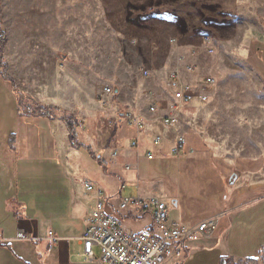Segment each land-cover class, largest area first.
Returning a JSON list of instances; mask_svg holds the SVG:
<instances>
[{
    "label": "crops",
    "instance_id": "crops-1",
    "mask_svg": "<svg viewBox=\"0 0 264 264\" xmlns=\"http://www.w3.org/2000/svg\"><path fill=\"white\" fill-rule=\"evenodd\" d=\"M4 25L8 41L2 56L13 82L0 73V264H97L84 260L80 241L97 201L95 192L85 191V182L105 195L108 214L125 227L139 226L130 228L134 231L151 228L153 219L119 209L125 189L160 198L169 205L170 221L187 228L215 219V231L183 243L180 258L170 264H262L264 159L200 152L199 135L182 119L180 127H165L161 118L172 104V92L149 108H136L117 81L114 95L102 106L106 80L90 81L75 69L80 67L68 65L58 73L59 61L67 62L68 56L57 52L52 29H43L46 24L32 30L20 26V34ZM180 76L184 82L190 79ZM38 107L72 115L80 124V143L90 151L73 147L60 112L40 116ZM128 110L148 119L143 133L125 123ZM181 136L186 147L174 155ZM157 137L161 142L154 144ZM134 140H139L137 148L131 147ZM101 184L116 186L118 192L109 194L111 189ZM20 232L26 239H18Z\"/></svg>",
    "mask_w": 264,
    "mask_h": 264
},
{
    "label": "rangeland",
    "instance_id": "rangeland-1",
    "mask_svg": "<svg viewBox=\"0 0 264 264\" xmlns=\"http://www.w3.org/2000/svg\"><path fill=\"white\" fill-rule=\"evenodd\" d=\"M39 22L68 56L59 59L58 73L68 65L90 81L103 77L104 87L118 81L136 108L168 98L174 71L194 87L212 78L209 101L184 107L181 117L199 135L200 152L264 159V0H0L5 46L4 23L20 34L18 27L37 29ZM17 45L16 35L13 58ZM138 197L137 189H125L122 199Z\"/></svg>",
    "mask_w": 264,
    "mask_h": 264
},
{
    "label": "built area",
    "instance_id": "built-area-1",
    "mask_svg": "<svg viewBox=\"0 0 264 264\" xmlns=\"http://www.w3.org/2000/svg\"><path fill=\"white\" fill-rule=\"evenodd\" d=\"M209 38L205 39V45L209 52H213ZM1 67V62H0ZM188 70L193 71L192 66ZM148 75V72H144ZM215 81L206 78L204 84L194 87L182 81L179 72L174 71L170 76L169 88L172 91V104L168 113L163 115L161 122L167 128L175 129L181 121V110L193 104L209 101L208 88ZM114 95L113 87H106L101 95L102 103H107L108 98ZM156 106L150 108L155 113ZM125 123L139 133H143L147 127L148 119L142 115L126 111L123 114ZM139 140L131 142L132 148L139 146ZM161 138L157 137L154 144H159ZM186 139L178 138L173 148L174 155H179L186 147ZM148 158L152 159L151 153ZM83 187L87 193H96L97 201L92 214L88 218L87 227L80 238L83 244V258L87 262L97 264H170V261L180 258L182 244L201 236H209L216 229L215 219H209L198 226L187 228L178 222L170 221L169 205L158 197L125 198L119 204L122 211H131L142 218L151 215L153 225L143 231H134L125 227L122 221L106 212L107 201L105 195L97 189L92 182H85ZM51 239L56 241V236L51 232ZM18 239L24 240L23 232L18 234ZM96 249L100 255L96 256Z\"/></svg>",
    "mask_w": 264,
    "mask_h": 264
},
{
    "label": "trees",
    "instance_id": "trees-1",
    "mask_svg": "<svg viewBox=\"0 0 264 264\" xmlns=\"http://www.w3.org/2000/svg\"><path fill=\"white\" fill-rule=\"evenodd\" d=\"M5 43H6V35L3 31H1L0 32V54L1 55H3ZM1 60H2V61H0L1 62V70H2L3 76L6 79L12 81V79L8 75V66L4 62L3 57L1 58ZM20 104L21 105L24 104L23 100H20ZM36 110H37L36 111L37 115L47 116V117L50 116V112H53V111L63 113L58 108H54V107L47 108V110H45V108H43V107H38V108H36ZM62 118H63V120H64V122L67 125V128L69 130L70 140H71V144L73 145V147H75L77 149H85L86 151H90V149L88 147H86L80 143L79 134H78V129H79L80 124L77 122V120L75 118L69 116L65 112L62 114ZM261 262H262V264H264V251H263L262 256H261Z\"/></svg>",
    "mask_w": 264,
    "mask_h": 264
},
{
    "label": "water",
    "instance_id": "water-1",
    "mask_svg": "<svg viewBox=\"0 0 264 264\" xmlns=\"http://www.w3.org/2000/svg\"><path fill=\"white\" fill-rule=\"evenodd\" d=\"M118 90H116V92H117Z\"/></svg>",
    "mask_w": 264,
    "mask_h": 264
}]
</instances>
